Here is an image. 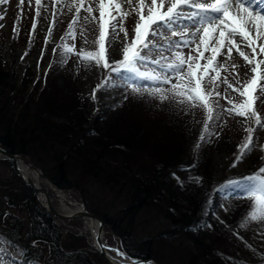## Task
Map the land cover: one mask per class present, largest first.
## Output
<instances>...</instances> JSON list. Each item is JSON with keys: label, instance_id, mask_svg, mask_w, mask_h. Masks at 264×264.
Returning a JSON list of instances; mask_svg holds the SVG:
<instances>
[{"label": "rangeland", "instance_id": "374dc122", "mask_svg": "<svg viewBox=\"0 0 264 264\" xmlns=\"http://www.w3.org/2000/svg\"><path fill=\"white\" fill-rule=\"evenodd\" d=\"M89 2H91V0H85V7L88 6ZM71 4L72 0H66V2H60V0H40V4H37L36 0H0V59L9 65L10 68H8V70L14 77V83L20 84V81L25 77V82H28L30 77L33 76L28 91H32L33 89L38 92L41 91L45 84L46 76H50L55 78L57 86L56 91L59 95L61 94V97L69 91L74 90V92H80V96H83V100L85 101L84 104L80 100L81 106L85 109L84 117L86 119V124H91L97 117L106 112L113 109L118 111L122 109L121 101H119L120 94L129 90L127 89L128 87L125 86V81H127L128 86L133 82L143 83V81H145L148 85L152 86H155L154 82H161L141 79L124 71L112 72L110 68L98 67L94 64L86 65L82 59H78L75 54L76 51L82 48L86 51L94 50L93 41L97 37V32L95 30L97 25L82 19L85 15L83 8L79 16L76 14L75 8L69 10ZM91 6L94 11L88 15L98 19L99 12L96 11L98 5L92 2ZM137 7L138 5L134 0L132 5H128V9L126 10L128 15L122 20L123 27L127 30L129 40L133 37L132 29L136 21V15L133 9ZM37 12H39V15H37ZM145 14L147 13L145 12ZM116 19L120 20V16L116 17ZM75 21L79 22L74 24ZM182 23L188 26L189 32L193 31L191 24L188 22ZM69 25H74L73 30L75 36L72 38L66 35ZM162 31L163 35L151 38L154 43H157V48L150 54L151 59H158L161 61V64L168 63L177 51L183 53L185 58H187L189 54L199 58L197 46L199 45L201 51L203 50V46L200 45L198 39L189 45L181 43L179 48L169 50L166 47L169 40L181 41L182 39L192 40L194 38L188 35H185L183 38L179 35L173 36L172 32L166 29ZM176 31L179 32V29ZM84 39L88 41L87 46L83 43ZM121 39H123L122 32L117 37V41ZM61 45L72 47L75 51L65 55L64 48H62ZM113 48H117L116 51H113ZM55 49L56 52H54ZM111 49L110 51L107 49L106 58L112 66H115L112 62L122 59L120 55V43L116 42ZM243 50L246 53L249 52V49L245 48ZM224 51L226 52L227 50L224 49ZM210 55V52H205L204 58L199 59L198 62L201 66L207 64V58L210 57ZM161 57H167L169 59L163 60ZM60 63H62V67L58 66ZM217 63L223 65V68L220 70V80L227 77L229 83H232L234 86H239L241 82L252 75L235 49L233 50L231 58L227 61H225L223 57L218 56ZM66 64L69 65L66 67ZM233 64L237 67L233 68ZM151 69H155L157 72L161 71L158 65L151 64L147 61L144 65L140 66L141 71ZM199 74H202V72L198 73V75ZM208 76L215 77V73L209 71ZM207 79L208 77L206 76L204 80L201 81L202 88L205 87ZM170 80L172 83L177 82L175 74L170 76ZM220 80L214 81V83L219 85L214 91L220 92L221 95L218 97L213 95L211 97V99L217 102L213 113L215 118L212 120H208L207 113L199 107L188 108L177 104L171 99L160 101L147 94L141 96L132 93L134 99H139L142 102L137 104V107L145 117H148L146 118V120H148L147 125L157 127V130H155L160 132L159 135L163 136L167 143L170 144H164L163 149L172 147L169 149L172 150L175 146L179 148V150L177 149L178 161L166 162L165 165L166 167L169 166L167 168L168 172L175 170V163H177L176 167H181L180 169L182 170H178L176 173L182 176L179 181H182L183 184L181 185L178 181L175 183H178V186L181 185L179 187H183L184 178L187 176L192 177V173H194L195 170L202 174V184L197 189V197L200 202H205L208 197L210 182L217 184L223 178H235L246 172H251L252 169L257 168L258 170L259 166L264 167V159H262V157H264V148H262V146H264V129L258 128L252 120H247L244 117L228 113L227 110L231 108L232 105L228 103V99H225V97L227 96L233 99L234 103L238 102L239 98L235 91L229 89L226 84L220 83ZM106 81V86L96 90L97 85L105 84ZM261 83L264 84V81H261ZM159 88L170 87L165 86ZM94 91L96 98L93 100L91 96ZM255 95L259 96V99L255 101V107L262 118H264V94H261L258 90ZM133 104L136 103L133 102ZM180 112H184L186 117H182ZM151 115L152 117H149ZM133 116H138L135 111ZM184 122L185 124H183ZM205 124L208 125V131L204 129ZM249 127L256 129L252 134L254 146L242 160L237 161V156L242 151L240 145L248 135L246 130ZM202 135L204 139L200 140ZM0 143H2L1 140ZM197 144H199L198 149L195 147ZM34 150L35 154H28V152L19 153L26 156L46 175L47 173L53 174L57 169L56 163L51 162V157L48 156V154H44L37 149ZM121 154L123 158H127L124 156H129L132 160L130 156L131 153L127 149H124ZM122 157H119L117 165H114L120 170L124 169L123 166L126 164H124ZM99 160L104 164V161L107 159L103 157L101 159L99 158ZM140 161L146 163L145 157H142ZM148 163L153 165L152 161ZM137 166L134 168L136 169ZM78 169L76 171H60L61 174H63L61 184L52 180L67 194L71 201L84 203L89 210L93 209L96 211L97 209L101 214L106 216V220L108 221L107 230L111 232L107 235V243L111 246L118 245L121 239L120 243L126 250L127 247H132L137 250L135 248L136 246L141 248L143 252H146V247L142 246L144 244L142 242L149 239L150 236L168 232L170 226L173 225V219L171 216L167 215V211L175 214L174 210L178 205H187L186 201H178L177 199L171 202L168 196L171 194L172 187L177 188V185L166 181L164 183L170 185L167 191L165 189L162 191L161 189L160 192H158V190L152 189L150 195H146L150 196L151 199L147 203L144 202L141 204L137 214L133 208L123 214L122 209L127 207L132 199H144L146 197L144 194H138V190H140L141 187H139L137 192H130L128 194L126 188L123 189L122 192H118V187H116L115 184L113 188L105 186V181L101 178L102 172H95V169H85V167L83 169L82 165H79ZM257 170L255 172H257ZM122 172L127 174L126 171H119V173ZM152 172L153 170H151V173ZM95 173L99 174L100 177H94ZM16 174L17 172L13 163L0 158V195L3 199L7 201L11 200L16 204L14 206L9 205L0 199V227L2 226V221L5 223L4 226L11 227L5 220L6 211H11L22 223H25V229L22 234V237H25L30 228L27 224L30 218L28 204L26 201H22L20 205L18 201H15L14 197H22L24 200L25 197L29 198L32 195L34 196L35 193L31 187L25 186L23 181L21 183L18 180L21 178L17 177ZM165 176L166 174L158 180H164L166 178ZM241 178L244 179V177ZM14 182L17 187H15ZM238 185L239 184L233 182L230 185L227 184L225 187L218 189L217 193L207 202L208 214H215L219 208H225L226 210L230 204L229 199L232 196H241V186L240 189L236 190ZM50 192L56 205L60 209H64L65 206L61 204L58 194L52 190H50ZM185 194L190 193L186 191ZM34 199L40 206L35 196ZM29 203H31V201H29ZM66 206L69 209L77 208L76 205H72L68 202H66ZM40 208L41 211L48 216L41 206ZM175 212L178 213V211ZM48 218L50 217L48 216ZM54 223L61 232L60 243L61 246L63 245L61 247L63 251L71 254L83 251L86 254H98V252L94 250L95 247L93 245L92 234L85 220L74 219L65 221L59 219ZM259 223L264 224V221H259ZM123 229H125L126 232H123ZM255 230H257L256 226L252 228V232ZM120 231L124 233L127 238H124L120 234ZM241 232L242 234L244 233V231ZM112 233H115L118 238L113 236ZM170 235L174 234L171 233L167 237L162 238H166L167 242H171ZM240 235L238 236L240 237ZM0 237H2V235H0ZM78 238L82 239L79 240ZM77 239L79 243H76ZM172 242L174 243L165 245L157 243L156 246L159 252L152 249L154 255L150 251V257L156 258L164 264H191L190 261L192 257L190 254H184L180 248L185 247L189 241L185 240L183 237L177 236ZM34 244H37V242H34ZM39 245L41 246L39 251L44 252L45 256H51V243ZM13 257L22 259L23 255L3 237V239H0V264H14L12 262ZM91 259L92 264H101L97 261V256H91ZM80 260L83 262L81 258Z\"/></svg>", "mask_w": 264, "mask_h": 264}, {"label": "trees", "instance_id": "16d2710c", "mask_svg": "<svg viewBox=\"0 0 264 264\" xmlns=\"http://www.w3.org/2000/svg\"><path fill=\"white\" fill-rule=\"evenodd\" d=\"M8 68H10L9 65L0 59V140L8 150L35 154L34 149H37L48 154L51 162L56 163L57 169L54 175L50 173L47 175L58 184H61L63 177L60 171H76L78 166L82 165L83 169L85 167V169H95V172H102L101 178L105 181V186L113 188L115 184L118 192L126 188L127 194L137 192L139 187L141 189L138 190V194L145 196L150 195L152 189L158 192L161 189L167 191L170 185L165 184L166 181L177 185V188L172 187L169 196L167 193L166 195L170 197L171 202L177 199L186 201L187 205H178L174 210L175 214L167 211V215L173 219V225L170 226L171 229L169 228L170 232L168 230L143 241L142 246L146 247V252L136 246L137 250L127 247L130 254L150 257L152 249L159 252L157 243L173 244V239L179 236L189 241L185 247L180 248L184 254H190L191 264H264L262 259L264 257V224L253 221L247 227H241L242 219L249 212L252 201L250 199L233 201L227 210L220 208L215 216H208L206 204L200 202L197 197V189L202 184V174L195 170L192 177L184 178L183 187L178 186L179 182L175 183L178 181L177 177L179 179L182 177L176 173L182 170L181 167H176L177 163H175V170L168 172L169 166L165 165L166 162L178 161L177 149L179 148L175 146L172 150H169L172 147L163 149L164 144H170L159 135L160 132L156 131L157 127L147 125L148 117H145L137 107V104L142 102L133 98L131 89L119 97L122 104L121 110L113 109L97 117L91 124H86L85 109L81 106L80 100L84 104L85 101L83 96H80V92L69 91L61 97V94L59 95L56 91L55 78L50 76H46L41 91L34 89L28 91L33 76L28 82H25V77L20 84H17L13 82L14 77ZM134 111L137 117L133 116ZM180 114L186 117L184 112ZM182 143L184 144L183 141ZM123 148L131 153L132 160L129 156L122 157ZM103 157L107 159L104 164L99 160ZM119 157L123 158L124 164L126 163L122 170L114 166L117 165ZM142 157H145L146 163L140 161ZM150 161L153 165L148 163ZM135 166H137L136 169ZM260 168L259 166L258 170ZM151 170H153L152 173ZM256 170L257 168L252 169L251 172H246L237 178L248 177L256 173ZM119 171H126L127 174L119 173ZM165 174L164 180H158ZM16 176L19 177L17 174ZM94 177L100 176L95 173ZM192 178H199V182ZM235 178H223L217 184L210 182L208 195H212L221 184ZM18 180L22 183L21 179ZM14 185L17 187L15 182ZM186 191L190 194H185ZM150 199V196L144 199H132L131 203L122 209L123 214L131 208L137 214L141 204L147 203ZM25 201L30 212V228L25 237H22L25 223H22L15 214L6 215V223L11 227L4 226V221L0 227V235L23 255L22 259L13 257L14 264H92L91 256H97V261L105 264L100 253L86 254L83 251L71 254L63 251L61 248L63 245L61 246L60 243L61 232L57 225L41 211L33 195L29 198L25 197ZM93 211L99 212L97 209ZM101 216L108 222L106 216L103 214ZM254 226L257 230L252 232ZM241 231L244 233L242 234ZM123 232H126L125 229ZM171 233L174 234L170 235L171 242L162 238ZM120 234L127 238L121 231ZM78 239L76 243H79ZM38 243H51V256H45L44 252L39 251L41 246Z\"/></svg>", "mask_w": 264, "mask_h": 264}, {"label": "snow or ice", "instance_id": "6c2138e0", "mask_svg": "<svg viewBox=\"0 0 264 264\" xmlns=\"http://www.w3.org/2000/svg\"><path fill=\"white\" fill-rule=\"evenodd\" d=\"M60 2H66V0H60ZM92 2L98 5L96 9L99 12L98 19L88 15L94 11L91 6ZM133 2L134 0H91L85 7V0H72L69 10L75 8V12L79 16L83 8L85 15L82 19L97 25L95 29L97 37L93 41L94 50L86 51L82 48L76 51L78 59H82L86 65L94 64L98 67L110 68L112 72L124 71L132 76L160 81L163 84H170V76L175 74L177 82L171 83L170 88L152 89L132 86L131 91L141 96L147 94L160 101L171 99L188 108L199 107L207 113V119L212 120L215 118L213 113L217 102L211 97L221 95L220 92L214 91L219 86L214 81L220 80V70L223 68L222 64L217 63V58L218 56L223 57L227 61L235 49L252 75L241 82L239 86L229 83L227 77L220 80V83L226 84L229 89L235 91L239 98L238 102L234 103L233 99L225 97L232 105L227 111L229 114L252 120L258 128L264 129V118L255 107V101L259 99L255 93L259 90L261 94H264V84L261 83L264 81V0H135L138 5L133 9L136 21L132 29L133 37L129 40L127 30L122 24V20L128 15V12L120 10L122 4L132 5ZM36 3L40 4V0H36ZM114 9L120 16V20L112 15ZM184 20L192 22V32H189L188 26L182 23ZM78 22L75 21L74 24ZM73 28L74 25H69L66 35L70 38L75 36ZM165 29L171 31L173 36L179 35L183 38L188 35L194 38L181 41L169 40L166 45L169 50L179 48L181 43L189 45L198 39L200 45L203 46L202 51L199 45L197 46L199 58L190 54L185 58L183 53L177 51L168 63L161 64L160 60L151 59V52L157 48V43H154L151 38L163 35L162 30ZM177 29L179 32L176 31ZM121 32L123 39L117 41ZM116 42L120 43L122 59L113 61L115 66H112L106 58L107 49ZM83 43L87 46V39H84ZM61 47L64 48L65 55L75 51L72 47L65 45H61ZM245 48L249 49L248 53L243 50ZM224 49L227 51L225 52ZM205 52H210L211 55L207 58V64L201 66L198 61L204 58ZM161 59L168 60L169 58L161 57ZM146 61L158 65L161 71L157 72L155 69L141 71L140 66L144 65ZM232 67L237 66L233 64ZM209 71L214 72L215 77L208 76ZM200 72L202 74L198 75ZM206 76L208 77L207 83L202 88L201 81ZM106 84L107 81L105 84L97 85L96 90ZM125 86H128L127 81H125ZM95 98L94 91L91 99ZM204 129L208 131L207 124ZM246 131L248 135L240 145L242 151L237 156V161L242 160L254 146L252 134L256 129L249 127ZM203 139L202 135L200 140ZM195 147L198 149L199 144ZM173 175L175 174L173 173ZM192 179L199 182V178ZM246 179L255 181V184L247 186L245 189L252 204L249 212L242 219L241 227H247L253 221H264V167ZM177 180L181 185L183 184L178 177ZM233 182L230 181V183ZM120 255L124 256V253L121 252ZM132 264H137V262L133 261Z\"/></svg>", "mask_w": 264, "mask_h": 264}, {"label": "water", "instance_id": "95a60500", "mask_svg": "<svg viewBox=\"0 0 264 264\" xmlns=\"http://www.w3.org/2000/svg\"><path fill=\"white\" fill-rule=\"evenodd\" d=\"M0 158L8 159L13 162L19 176L26 184L34 188L37 200L55 221L57 219L85 220L92 232L95 247L103 255L107 264H132L133 261L137 262V264H163L155 258L133 257L118 246L108 245L106 242V237L107 234L111 232L107 230V224L105 220L99 214L89 211L85 207L84 203L67 200L72 204H79V208L70 212L60 211L55 205V202L49 191L52 190L57 193L60 188L50 177L45 175L37 165L33 164L23 154L11 152L2 144H0ZM31 173H34V178L31 176ZM112 234L113 236H116L115 233ZM121 252L124 253V256L120 255Z\"/></svg>", "mask_w": 264, "mask_h": 264}, {"label": "bare ground", "instance_id": "6f19581e", "mask_svg": "<svg viewBox=\"0 0 264 264\" xmlns=\"http://www.w3.org/2000/svg\"><path fill=\"white\" fill-rule=\"evenodd\" d=\"M128 9V4H122V6H121V12H123V11H126ZM112 15L114 16V17H118L119 15H118V13H117V11L114 9L113 10V12H112ZM191 24H192V22H191ZM116 49L117 48H113V51H116ZM108 50L110 51V50H112L111 48H108ZM31 176H33V178H34V173H31ZM58 192V194H59V196H60V199H61V204L63 205V206H65L64 207V209L65 208H67L68 209V207L65 205L66 203V200H70L69 199V197L67 196V194L65 193V192H63V191H61V190H58L57 191ZM79 208V204H77V209ZM71 211H74V210H71ZM70 212V211H69Z\"/></svg>", "mask_w": 264, "mask_h": 264}]
</instances>
